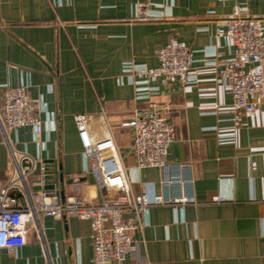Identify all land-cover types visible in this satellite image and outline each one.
<instances>
[{
  "label": "crops",
  "instance_id": "0c3cea01",
  "mask_svg": "<svg viewBox=\"0 0 264 264\" xmlns=\"http://www.w3.org/2000/svg\"><path fill=\"white\" fill-rule=\"evenodd\" d=\"M145 0H0V85L26 83L41 104V144L25 126L5 139L0 124V190L14 177L12 148L36 159L27 190L42 189L41 167L52 160L60 198L81 196L100 203L116 192L94 184L74 116L90 115V127L103 135L104 109L136 194L189 195L199 204L154 206L142 213L143 232L131 264H264V97L253 113L236 108L222 65L236 52L222 32L235 16L264 18V0H163L139 14ZM176 37L194 51L190 82L178 78L136 82L130 66H156L157 53ZM0 89V104L2 102ZM155 101L170 107L176 139L167 157L191 170L137 165L129 151L133 128L124 122L136 107ZM29 162H23L26 168ZM193 183L164 184L171 180ZM21 183L11 190L24 203ZM214 196L224 203H207ZM87 219L41 216L26 245L0 249V264H92Z\"/></svg>",
  "mask_w": 264,
  "mask_h": 264
},
{
  "label": "built area",
  "instance_id": "2783aa9c",
  "mask_svg": "<svg viewBox=\"0 0 264 264\" xmlns=\"http://www.w3.org/2000/svg\"><path fill=\"white\" fill-rule=\"evenodd\" d=\"M163 0H145L137 4L139 14L148 17L147 8L162 6ZM232 41L236 52L221 67L219 79L229 87L235 98L236 108L253 113L258 110L264 97V18L256 16H235L224 21L222 30ZM156 66H130L136 82L161 79L169 83L178 78L182 84L190 82L194 65V51L176 37L157 53ZM0 124L8 144L10 134L19 128L29 126L34 130V140L41 144L44 123L40 116L41 104L32 98L26 83L0 85ZM103 135L98 137L90 127V115L85 112L74 116L80 143L90 165L88 172L94 177V184L101 192L112 193L100 203H94L81 196L62 200L60 196L47 194L44 189L45 165L38 182L42 189L31 193L27 179L37 171L36 159L28 152L12 148L14 177L0 190V249L13 252L28 242L30 228L37 227L41 216L62 219L77 216L91 224L92 264H131L130 253L134 251L137 239L134 232H143L142 213L154 206H185L199 204L189 195L136 194L130 185L123 155L116 142L106 110L99 116ZM133 128V140L129 151L134 154L137 165L160 167L166 173L172 170H191V163L171 165L169 148L176 139V128L171 121L170 107L150 101L147 106L136 107L133 118L122 124ZM12 147V145H11ZM23 162H29L23 168ZM21 183L24 203L12 194L16 183ZM193 183L192 176L186 180L166 178L164 184ZM226 198L214 196L207 203H224ZM264 202V200H263Z\"/></svg>",
  "mask_w": 264,
  "mask_h": 264
},
{
  "label": "water",
  "instance_id": "95a60500",
  "mask_svg": "<svg viewBox=\"0 0 264 264\" xmlns=\"http://www.w3.org/2000/svg\"><path fill=\"white\" fill-rule=\"evenodd\" d=\"M58 181L60 183L64 181L63 174L57 177L53 161L50 159L45 160L44 189L47 194L54 195L56 193ZM62 200H64V198H62Z\"/></svg>",
  "mask_w": 264,
  "mask_h": 264
}]
</instances>
